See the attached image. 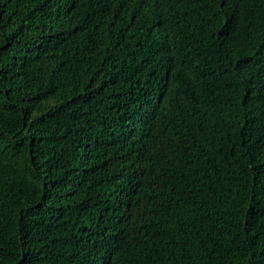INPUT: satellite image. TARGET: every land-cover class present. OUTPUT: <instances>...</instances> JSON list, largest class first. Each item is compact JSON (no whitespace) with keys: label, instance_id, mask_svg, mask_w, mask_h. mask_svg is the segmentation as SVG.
Here are the masks:
<instances>
[{"label":"trees","instance_id":"16d2710c","mask_svg":"<svg viewBox=\"0 0 264 264\" xmlns=\"http://www.w3.org/2000/svg\"><path fill=\"white\" fill-rule=\"evenodd\" d=\"M0 264H264V0H0Z\"/></svg>","mask_w":264,"mask_h":264}]
</instances>
